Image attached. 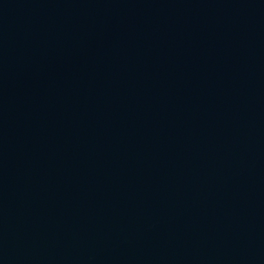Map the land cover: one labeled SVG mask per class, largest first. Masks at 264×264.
Here are the masks:
<instances>
[{
	"label": "water",
	"instance_id": "1",
	"mask_svg": "<svg viewBox=\"0 0 264 264\" xmlns=\"http://www.w3.org/2000/svg\"><path fill=\"white\" fill-rule=\"evenodd\" d=\"M0 264H264V0H0Z\"/></svg>",
	"mask_w": 264,
	"mask_h": 264
}]
</instances>
